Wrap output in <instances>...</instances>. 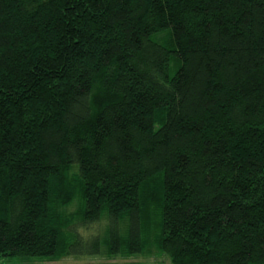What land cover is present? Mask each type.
Returning <instances> with one entry per match:
<instances>
[{
  "label": "trees",
  "instance_id": "trees-1",
  "mask_svg": "<svg viewBox=\"0 0 264 264\" xmlns=\"http://www.w3.org/2000/svg\"><path fill=\"white\" fill-rule=\"evenodd\" d=\"M264 264V0H0V257Z\"/></svg>",
  "mask_w": 264,
  "mask_h": 264
},
{
  "label": "rangeland",
  "instance_id": "rangeland-1",
  "mask_svg": "<svg viewBox=\"0 0 264 264\" xmlns=\"http://www.w3.org/2000/svg\"><path fill=\"white\" fill-rule=\"evenodd\" d=\"M0 264H171L166 256L146 257L139 253L128 256L98 254H72L54 259L52 257L2 256Z\"/></svg>",
  "mask_w": 264,
  "mask_h": 264
}]
</instances>
